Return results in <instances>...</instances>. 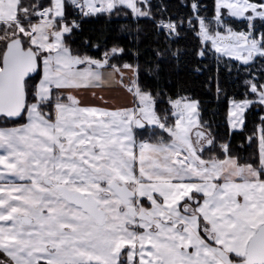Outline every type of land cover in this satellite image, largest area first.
I'll list each match as a JSON object with an SVG mask.
<instances>
[{"label": "snow or ice", "instance_id": "obj_1", "mask_svg": "<svg viewBox=\"0 0 264 264\" xmlns=\"http://www.w3.org/2000/svg\"><path fill=\"white\" fill-rule=\"evenodd\" d=\"M181 7L0 0V264H264V0ZM121 16L163 37L144 67L157 81L159 61L178 64L182 31L199 57L228 58L230 72L239 62L244 93L229 99L228 125L244 131L249 111L259 114L248 136L258 164L218 139L197 100L141 84L139 63H113L125 52L118 43L83 37L73 48L86 20ZM113 83L129 106L79 98Z\"/></svg>", "mask_w": 264, "mask_h": 264}, {"label": "trees", "instance_id": "obj_2", "mask_svg": "<svg viewBox=\"0 0 264 264\" xmlns=\"http://www.w3.org/2000/svg\"><path fill=\"white\" fill-rule=\"evenodd\" d=\"M161 2L167 5L168 12L171 14H176L178 11L187 13L188 11V9L181 7L182 0H152L153 4ZM212 2L213 0H203V3L209 6ZM121 25H129L128 30H122ZM137 28L140 29L139 32H137ZM233 28L236 31H243L246 30V24L237 21L233 24ZM83 37H88L91 40H97L98 37H101L103 44L108 47H111L113 43H118L123 47L125 49L124 54L114 60L113 63L128 62L133 65L139 63L141 66L139 74L141 84L148 83L154 88L159 85L160 88L173 96L184 95L197 100L200 117L211 123L218 139L229 142L234 155L258 164V145L250 146L248 136L259 124V114L253 115L254 109L249 111L247 129L244 131H231L230 134L228 127L229 99H241L244 93V73L242 69L237 71L238 61H231L232 71L230 72L226 66L228 58H221L220 61H217L215 55L199 57L197 53L200 45L195 35L191 32L182 31L181 38L172 44L174 50L180 49L179 62L177 64L175 59L159 61L161 70L160 80L157 81L155 77L149 76L144 71L145 65L150 64L151 60L155 59L153 50L163 41V37L157 39L151 21L141 18L137 23L135 20L123 16L120 18L113 17L110 21L107 17L94 18L83 23V31L77 33L73 48L80 45ZM89 51L93 55H100L104 51V47ZM134 53L137 54L134 55ZM260 67H264V65L258 63L256 69ZM197 68L200 71H196ZM218 68L219 70H217ZM217 86L220 88L219 93ZM2 258L0 256V259Z\"/></svg>", "mask_w": 264, "mask_h": 264}, {"label": "rangeland", "instance_id": "obj_3", "mask_svg": "<svg viewBox=\"0 0 264 264\" xmlns=\"http://www.w3.org/2000/svg\"><path fill=\"white\" fill-rule=\"evenodd\" d=\"M93 93L95 94V96H93ZM101 97L103 98V100L101 99ZM79 98L82 101V103L85 105L106 107L108 109H115L119 107L129 106L132 101L131 94L128 93L125 87L121 86L118 83L102 84L99 87L89 88L87 91H82L79 94ZM104 101H107V103H104ZM239 130L240 129L237 128L231 131H239ZM40 263H45V262L41 260Z\"/></svg>", "mask_w": 264, "mask_h": 264}]
</instances>
